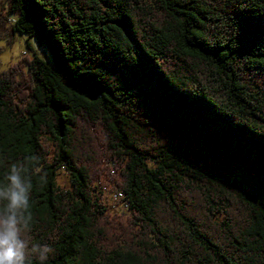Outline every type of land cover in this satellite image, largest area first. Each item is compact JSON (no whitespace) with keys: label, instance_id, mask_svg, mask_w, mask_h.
Wrapping results in <instances>:
<instances>
[{"label":"trees","instance_id":"obj_1","mask_svg":"<svg viewBox=\"0 0 264 264\" xmlns=\"http://www.w3.org/2000/svg\"><path fill=\"white\" fill-rule=\"evenodd\" d=\"M0 4L51 58L0 73V186L25 165L46 264H264V0Z\"/></svg>","mask_w":264,"mask_h":264},{"label":"clouds","instance_id":"obj_2","mask_svg":"<svg viewBox=\"0 0 264 264\" xmlns=\"http://www.w3.org/2000/svg\"><path fill=\"white\" fill-rule=\"evenodd\" d=\"M6 181L0 186V202H5V210L0 212V264H32L33 259L46 264L54 249L47 243L31 244L27 236L31 230L26 212L32 198V177L25 172V165L13 164Z\"/></svg>","mask_w":264,"mask_h":264},{"label":"rangeland","instance_id":"obj_3","mask_svg":"<svg viewBox=\"0 0 264 264\" xmlns=\"http://www.w3.org/2000/svg\"><path fill=\"white\" fill-rule=\"evenodd\" d=\"M3 11L4 9L0 4V12ZM10 23L11 20L8 21V24ZM35 56L47 63L51 62L47 48L41 46L35 36L18 34L16 35L15 42L12 44L7 38L0 39V73L16 64H20L26 57L32 59ZM22 65L24 69L27 68L24 63ZM104 177L108 183L98 185L97 189V192L100 193L101 202L111 211L119 210L124 212L126 208L119 202L121 198L115 197V194L119 193L115 188V183L106 176ZM57 181L58 185L64 190H70L72 188L69 173L65 169L59 171Z\"/></svg>","mask_w":264,"mask_h":264},{"label":"built area","instance_id":"obj_4","mask_svg":"<svg viewBox=\"0 0 264 264\" xmlns=\"http://www.w3.org/2000/svg\"><path fill=\"white\" fill-rule=\"evenodd\" d=\"M115 197H116V198H121V194H120V193H116V194H115Z\"/></svg>","mask_w":264,"mask_h":264}]
</instances>
